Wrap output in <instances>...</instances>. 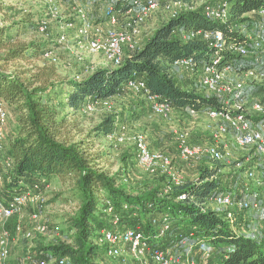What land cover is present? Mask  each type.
Segmentation results:
<instances>
[{
    "label": "trees",
    "instance_id": "obj_1",
    "mask_svg": "<svg viewBox=\"0 0 264 264\" xmlns=\"http://www.w3.org/2000/svg\"><path fill=\"white\" fill-rule=\"evenodd\" d=\"M183 1L191 5L189 10L160 25L141 49L128 53L125 49L120 66L111 68L112 64H109L86 76L80 74L69 79L60 77L54 65L41 67L38 73L30 76L26 71L18 73L12 69L20 63L40 60L49 51V43H24L19 39L21 27L35 28L32 15H24L11 26L0 25V102L16 119V127L7 139L0 133V164L9 160V167L3 173L9 197L27 193L29 188L39 191L58 182L63 188L62 196L69 195L65 197L67 201L76 198L79 202L77 213L67 220L72 241L56 245H45L40 241L33 250L37 256H48L54 261L52 264L61 261L98 264L99 245L105 230L139 229L151 248L179 257L180 264L183 257L170 254L168 250L178 251L185 247L189 249L187 255L190 250H195L193 256H201L203 264H264V233L261 228L254 231L255 218L264 223L257 210L239 206L211 209L210 206L221 195H230L235 202H240L247 188L251 194L258 193L263 202L264 156L256 154L254 148L249 155L248 172H243L245 168H242L239 173L229 174L236 183L239 180L245 182L240 189L232 191L224 184L223 177L227 175L221 173L227 166L223 161L211 158L213 164L202 167L193 180L180 185L167 174L133 179L131 175L136 167L143 168L138 161L136 145L135 154H123L120 168L111 173L101 166L99 160L103 154L93 155L84 148L85 142L77 141L72 135L74 123L89 105L111 101L130 84L140 82L146 85L147 93L140 91L137 92L139 95L168 104L172 111L226 113L233 117L245 115L254 122L264 120V116L252 117L243 107L233 109V103L227 104L224 98L200 93L196 86L187 89L173 75L175 63L182 60H193L197 65L194 73H189L198 79L199 87L198 68L203 66L216 67L220 72L231 69L239 74L264 71V46L254 45L244 31L252 28L248 15L264 14V0H210L201 7L191 0ZM208 4L225 5L229 11L228 20L223 23L207 18L203 9ZM128 9L127 6L117 8V16H123ZM1 10L0 6V13ZM104 20L107 22V16ZM199 32L222 33L224 48L212 46L211 41ZM49 33L48 28L45 35ZM66 35V43L59 44V34L52 42L64 47L69 40L67 32ZM73 46H76L75 42ZM241 50L246 51V56L241 55ZM56 63L54 59L53 64ZM251 88L253 93L264 95V79ZM118 116L117 113L106 116L92 133L113 141L123 127L119 125ZM4 139L7 140L5 146ZM217 148L224 151L222 146ZM149 149L154 152L150 146ZM244 162L236 161L233 166L241 167ZM249 172L255 177L251 185L256 184V180L261 181L259 189L248 185ZM110 208L112 213L108 212ZM104 217L110 220L112 228L104 229ZM115 218L119 219L118 226L113 225ZM164 219H168L170 230L161 236ZM24 232L23 229L19 234ZM198 242L205 250L197 246ZM102 250L106 254V249Z\"/></svg>",
    "mask_w": 264,
    "mask_h": 264
},
{
    "label": "rangeland",
    "instance_id": "obj_2",
    "mask_svg": "<svg viewBox=\"0 0 264 264\" xmlns=\"http://www.w3.org/2000/svg\"><path fill=\"white\" fill-rule=\"evenodd\" d=\"M44 0H0L1 13L0 25L3 27L14 25L24 15H32L35 23V28H20V40L24 43L36 42L40 45L49 43V51L44 58L33 61L31 63H20L18 66H13L15 71H26L27 75H33L39 72L41 67L55 66L58 75L62 78H71L78 75L86 76L98 68L109 66V62L102 55H92L85 48L73 46L78 32L81 29L87 28L92 31L93 27H106L108 23L105 17L108 9L113 5L114 0H54L53 2ZM210 0H191L197 7L207 4ZM160 6L151 10L143 21L137 23V16L135 13L131 15H123L118 17L116 29L131 33L135 40L134 50L141 49L146 42L151 38L154 32L170 18L175 17L182 11L189 10L190 4L183 0H158ZM251 29L244 30L247 33L248 39L256 46H264V14H250ZM7 20V21H6ZM94 20H97L94 23ZM104 20V21H103ZM253 21V23H252ZM6 22V23H5ZM42 23L49 25L50 33L45 35L41 33L39 28ZM72 24L70 30L67 28L68 24ZM61 25L69 34L68 43L64 47L55 46L53 39L61 32ZM92 27V28H91ZM16 26L14 33H16ZM132 51L126 49V52ZM54 59L56 64H53ZM53 61V62H52ZM111 68H116L110 65ZM23 69V70H22ZM261 71V70H260ZM175 79L178 80L182 86L191 89L196 86L197 90L203 94H209L203 88L199 87L198 79L186 70L176 68L173 71ZM264 79V71L258 73L257 77H247V74H239L234 70H227L222 86H231L242 84L244 89L243 100L238 102V107H243L247 113L252 117H262L258 112L254 111L253 107L261 102L264 98L263 93H253L252 86L261 83ZM195 81V82H194ZM91 108H86V111L81 113L77 122L74 123L75 135L77 141H83L84 148L91 151L93 155H104L99 160L101 166L108 169L111 173H115L121 166V157L123 154H135V140L137 137H143L146 143L153 149L155 153L168 156L172 163L169 170L174 174L175 181L183 183L186 180H193L199 173L202 167L210 166L214 162L207 154L193 158L189 161H184L179 155V145L184 141L190 147H201L203 150L211 147L217 148L222 146L224 153L229 156L223 161L227 168L221 173L224 176V184L227 189H240L241 185L245 183L243 180L235 182L232 174L241 172L247 173L250 169L252 153L251 148H241L236 145L232 133L229 136L222 138H215L219 127L223 124L220 118L212 119L209 114L192 113L172 111L167 115H155L152 112V102L145 95L137 93L134 87H127L121 95L107 102H98L89 105ZM9 116L5 122L6 136H10L16 127V119L11 114L9 108ZM134 110V112H132ZM119 114L117 118L119 125H122L120 132H117L116 138L111 141L105 136L96 137L92 133L93 129L108 115ZM137 113V116H134ZM133 114V116H132ZM260 122V121H259ZM257 125L258 122H255ZM73 125V124H72ZM258 128L259 126H255ZM7 139V138H6ZM4 139V146L7 140ZM257 154V153H256ZM5 156V155H4ZM250 159V160H249ZM244 160L241 167L233 166L236 161ZM213 162V163H212ZM249 168V169H248ZM232 173L231 175H229ZM244 173V175H245ZM163 176L165 173L162 166H157L154 169H146L136 167L131 177L136 178H153L155 175ZM175 183V182H174ZM251 185V181H248ZM130 187H137L130 185ZM33 197H40L39 201L34 200L33 207L27 206L21 216H16L5 224L1 225L7 229L11 235L10 241V258L9 264H36L39 258H43L50 264L54 261L50 260L48 256L36 255L33 253L38 242L43 241L45 245H56L60 242H71L72 233L67 226V220L77 213L79 202L75 198L67 201L62 196L63 188L58 182H53L48 188L40 189L34 188L27 190ZM0 192L4 200L10 195L7 188V183L2 179L0 183ZM64 197V198H63ZM244 199H250V196L245 195ZM211 209H222L223 207L211 203ZM38 217L33 220V216ZM106 227L104 229L112 228V224L108 218L104 217ZM256 224L254 231L261 228L264 233V223L253 220ZM17 225L27 231H36L39 226H44L43 233H37L32 240L25 238L24 234H19L16 231ZM142 230V229H141ZM103 231V230H102ZM143 231V230H142ZM171 237V236H170ZM168 237V238H170ZM172 243V241L170 242ZM101 250L98 256V264H140L139 261L130 253L128 246H123V256L121 258H109L103 248L99 245ZM189 249L185 247L181 249L168 250L170 254L183 257L182 264H203L201 256H193L196 251L190 250L192 254L187 255ZM192 255V257H191ZM35 257H37L35 259ZM146 264H153L149 257L143 259ZM7 263V264H8ZM67 264V263H66Z\"/></svg>",
    "mask_w": 264,
    "mask_h": 264
},
{
    "label": "built area",
    "instance_id": "obj_3",
    "mask_svg": "<svg viewBox=\"0 0 264 264\" xmlns=\"http://www.w3.org/2000/svg\"><path fill=\"white\" fill-rule=\"evenodd\" d=\"M115 6H110L107 13L106 29L104 27H91L92 31L87 28L81 29L76 37L75 44L80 48H85L92 55H102L109 64L115 67L120 66L124 60L125 49L134 50L135 40L131 33L122 32L117 30L115 27L118 22L117 8L124 6L129 7L124 15H131L133 13L137 16V23L143 21V17L160 6L158 0H114ZM204 15L213 21L226 22L229 17L228 8L225 5H206L203 9ZM61 25V32L59 33V44L67 42L66 30ZM72 25H67V28H71ZM49 25L42 23L39 30L41 33H47ZM199 35L203 36L204 39L211 41L212 46L216 48H224V37L222 33H202ZM242 56H246V51H240ZM197 65L193 60H182L175 63L174 68H181L188 72L194 73ZM199 80L201 87L206 90L210 95L224 98L226 103H233V109H241L238 107V102L243 100L244 89L242 84L222 86V82L225 78V72H220L216 67L203 66L198 68ZM247 77H257L258 73L251 70L246 73ZM134 87L137 92L146 91V85L142 82L136 84H130ZM148 95V94H147ZM152 102V111L155 115H167L172 112V108L168 104H162L156 101L153 97H148ZM88 108H91L89 106ZM254 111L260 115H264V104H256L253 107ZM9 116L6 106L0 102V123L1 127L5 124ZM209 116L212 119L220 118L223 120V124L219 127L215 138H222L229 136L231 133L233 139L241 148H254L256 153L260 156H264V120L258 122L256 125L254 121L248 119L245 115L231 116L226 113H210ZM255 126H259L256 128ZM1 133V128H0ZM113 137V136H112ZM110 137V138H112ZM135 145L138 152V161L141 167L146 169H154L155 167L162 166L167 175L173 178L176 185L181 183L175 181L174 174L169 170L172 163L168 156L163 154L152 152L149 149L148 144L143 137H137ZM179 152L181 159L184 161L199 157L203 154L209 155L215 161H224L229 156L228 153H224L218 150V148L211 147L203 150L201 147H190L186 145L184 141L180 142ZM9 167V160L6 164H0V183L3 179V173L6 168ZM262 168L264 169V162H262ZM249 181L255 179L254 173H248ZM256 185L261 186V181H255ZM36 190L38 188H35ZM245 195L250 196V199H243L240 202H235L233 197L230 195H221L214 199V203L223 208H234L239 206L245 209L257 210L260 217L264 220V202L260 200L258 193L251 194L250 189L245 190ZM41 196L33 197L29 192L13 195L8 200H4L0 192V264H7L10 258V241L12 238L11 233L1 226L10 219L21 216L27 205L34 202H40ZM40 199V201H39ZM263 204V206H262ZM112 213V209L108 210ZM36 215L33 216V220H37ZM119 219L115 218L113 225L118 226ZM170 230V224L168 219H164V223L160 229V235L165 236ZM16 231L22 232L23 228L21 225H17ZM45 231L44 226H39L36 231H25L23 234L25 238L32 240L34 235L37 233H43ZM106 249V254L109 258H121L123 256V246H128L130 253L139 261L140 264H146L143 260L146 257L151 258L154 264H180L181 259L179 257L170 256L163 251L156 248H151L148 242L145 241L143 233L137 229H129L124 231H104L103 238L100 241ZM201 250H205V246L201 243H197ZM36 264H50L45 260H39ZM59 264H66L65 261H61Z\"/></svg>",
    "mask_w": 264,
    "mask_h": 264
},
{
    "label": "crops",
    "instance_id": "obj_4",
    "mask_svg": "<svg viewBox=\"0 0 264 264\" xmlns=\"http://www.w3.org/2000/svg\"><path fill=\"white\" fill-rule=\"evenodd\" d=\"M96 21H97V20H94V23H96ZM6 131H7V129H6V124H4V125L1 127V133H2L3 136H5ZM251 188H252V189H256V190L259 189L258 185H256V184H252V185H251ZM263 197H264V195H263ZM263 202H264V198H263ZM29 205H31V206H29ZM29 205H27V206H29V207H33V208L35 207V206H33V204H29ZM0 233H1V230H0ZM194 251H195V250H194ZM190 254H192V253L190 252ZM190 254H189V255H190ZM191 257H192V255H191Z\"/></svg>",
    "mask_w": 264,
    "mask_h": 264
}]
</instances>
